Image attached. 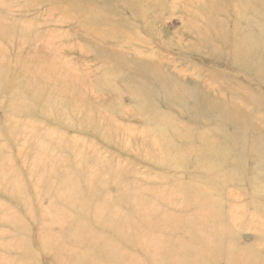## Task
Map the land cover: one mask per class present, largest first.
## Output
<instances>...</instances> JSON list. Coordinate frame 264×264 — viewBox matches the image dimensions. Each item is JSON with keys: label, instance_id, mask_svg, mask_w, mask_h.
Here are the masks:
<instances>
[{"label": "rangeland", "instance_id": "1", "mask_svg": "<svg viewBox=\"0 0 264 264\" xmlns=\"http://www.w3.org/2000/svg\"><path fill=\"white\" fill-rule=\"evenodd\" d=\"M0 264H264V0H0Z\"/></svg>", "mask_w": 264, "mask_h": 264}]
</instances>
